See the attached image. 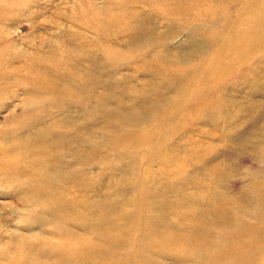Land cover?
<instances>
[{"label":"bare ground","instance_id":"6f19581e","mask_svg":"<svg viewBox=\"0 0 264 264\" xmlns=\"http://www.w3.org/2000/svg\"><path fill=\"white\" fill-rule=\"evenodd\" d=\"M82 1L86 10L75 11L78 17H106L83 27L93 29L94 39L87 42L77 33L62 40L53 52L55 61L49 59V74L28 77L29 87L22 88L31 96L21 107L26 118L17 129L0 132L1 143L11 140L3 150L0 171L15 179L25 176L24 201L37 209L40 223L54 221L60 237L58 241L18 239L21 243L13 247V258L0 257V264H158L155 256L172 253L191 264H202L201 260L223 264L224 259L252 264L264 242V182L253 180L247 185L259 201L254 223L244 212L231 218L225 208L237 199L222 195L208 201L205 193L190 197L180 190L177 196L184 198L182 203L158 209L160 216L155 208L160 205L156 197L163 193H159L162 184L184 172L179 161L169 164L172 149L167 153L163 148L176 135V117L219 115L222 119L207 120L226 142L231 139L228 132L252 119L261 106L256 96L264 98V0H103V8L98 9L90 0L78 4ZM183 34L185 40L172 43ZM187 48L194 53L186 55ZM73 56L76 63L89 65H71ZM37 58L42 72L47 62ZM123 65L132 72L116 79L114 73ZM25 67L30 72L33 63ZM139 76L147 79L144 92L131 84ZM9 79L0 74L1 83ZM124 82H129L128 89L122 88ZM169 92L171 100L157 104L162 105L158 114L150 118L138 113L163 99L167 102L164 95ZM139 93L153 95L151 102L146 97L138 102ZM73 107L101 110L105 125L112 120L115 128L111 140L93 135L91 122L65 129L57 119L53 121L57 113ZM100 127L107 138L110 130ZM259 134L264 141V131ZM144 145L152 146V152L139 158ZM202 146L200 141L197 147ZM120 148L129 151L119 153ZM110 150L118 153V159L128 158L137 174L132 197L125 202L114 182L105 187L99 179H91L95 167L106 171L107 161L98 160ZM192 157L202 160L203 154L192 151L186 156ZM139 159L142 166H135L132 161ZM156 160L162 167L153 172L150 164ZM260 164L264 165V155ZM120 165L116 161L109 169L111 180L126 169ZM207 174L214 182L217 173L209 169ZM208 187L206 193L214 191ZM126 203L134 209L125 208ZM194 205L202 207L194 209ZM169 214L176 217V227L168 223Z\"/></svg>","mask_w":264,"mask_h":264},{"label":"rangeland","instance_id":"374dc122","mask_svg":"<svg viewBox=\"0 0 264 264\" xmlns=\"http://www.w3.org/2000/svg\"><path fill=\"white\" fill-rule=\"evenodd\" d=\"M89 2L96 9L103 8L104 5L103 0H90ZM112 8L116 11V4L112 5ZM81 9L86 10V6L84 2L82 5H79L78 0H0V74H6L11 78L6 83L0 82V132L17 129L20 122L26 118V115L22 114L24 112H21V107L24 100L31 96L24 93L22 88H25V86L29 87V84L26 82L28 77L31 78L34 74L42 77L43 72L49 74L52 68L50 66V60L55 61L53 52L57 45L62 40L75 37L77 33H80L84 40L90 42L94 36L93 29L92 31H88L83 27L88 23L90 24L89 21L93 22L94 20H104L106 18L105 16L101 17V15L96 18L93 15L94 18H91L92 20H87L86 17V19L80 18L74 12ZM88 9H90L89 6ZM185 38L186 36L183 34L176 37L172 43H178L185 40ZM37 47L40 49L38 50ZM193 53L191 48H187V51H185V54L189 56ZM76 54L78 55V53ZM38 56L39 60L47 62L42 72L38 70ZM70 59L73 60L74 56ZM72 62L71 65L77 64L79 67H83V64L85 66L89 65V62L86 63L80 60L78 63L74 60ZM32 63L34 71L31 68V71L28 72L25 66L31 65ZM175 65H179V63ZM125 66L123 65L121 67L122 71L114 73L116 79L126 78L131 74L132 69L130 70V67ZM121 75L123 76L121 77ZM44 78L49 81L52 80V77L45 76ZM146 82L147 79L144 76H139L137 81H133L131 84L139 92H144L142 89L146 87ZM128 87L129 82H124L122 88L128 89ZM116 90L117 95L115 96H118L119 91L115 88L114 91ZM111 91L114 92L113 90ZM164 96L167 98V102L163 99L164 101L156 102L154 107L141 108L138 113L152 118L151 116L160 112V105L157 104H162L163 102L168 103L171 100L172 93L169 92ZM125 97H128L127 94H125ZM138 97V102L142 101L141 99L144 97H146L145 100L148 99L146 102H151L153 95L149 94L147 96L145 94V96H142L139 93ZM256 97L257 100L262 102L261 106L256 109L252 119L246 123L239 124L235 131L228 132L231 139L229 138L226 142L220 139L221 135L219 134L217 126L209 123L207 120L210 117H213V119H222L219 115L210 114V116L205 118L202 116L193 118L184 116L174 119V125L178 124L175 127L174 134L176 135L169 142L164 143L163 148L167 153H170L172 149L173 154L170 153L172 160L169 164L175 166L177 164L176 162L179 161L183 164L184 172L182 174H176V176H170L169 182L162 184L163 186L159 190V193L161 191L163 193L161 192L156 197L157 202L160 204L159 207L156 206L155 208L158 212L157 215L160 216L162 214L158 209H166L168 206L176 207L182 203L184 198L177 196V192L182 190V194L190 197L198 193H205L204 199L208 201H211V199L215 201L219 195H222V198L225 196L230 201L233 198L235 200L237 199L235 204L225 208L230 209V217H235V215L244 212L247 217L243 216L246 217L247 221L254 223V216L260 209L259 201L256 194L248 190L247 185L253 180H255V184L264 182V165L260 164V156L264 155V141L260 138L259 134L262 130L264 131V98L261 99L259 95ZM126 99L125 103L127 102L126 104H128V100ZM96 101L97 99H94V104H96ZM110 102H112L110 105L113 107L114 101L111 100ZM29 114H32V112H29ZM102 115L101 110L96 112L88 107H73L68 111H60L57 113L53 121L57 119L58 122L64 125L65 129L72 128L75 123L77 125L78 123L91 122V133L98 137L102 135V138L104 136V140L107 142L113 137L115 128L111 126L112 120L108 121L105 125ZM84 118L86 119L84 120ZM101 125L107 128H105L106 131L110 130V135L107 138L100 131ZM146 129L144 128L143 130L147 131ZM211 134H214L215 137H212ZM10 141L7 138L3 143L0 142V162L3 161V150L8 145V142L10 144ZM200 141L203 146L197 147ZM192 142L194 145L190 146ZM151 150L152 146L144 145L141 150L142 153L137 157L140 158L142 155H148V153L152 152ZM123 151L125 149H118L119 153ZM128 151L125 152L128 153ZM192 151L194 155L203 154V159L195 160L193 157L192 159L186 158L189 153L192 154ZM118 158L119 156L116 151L110 150L109 153L106 152L105 158L98 160V162L107 161V166H104L106 171L101 172L98 167H95L91 179H99L105 187L109 183L114 182V187H117L122 194L121 202H125V200L132 197V184L137 174L129 167L131 162L128 161V158ZM116 161L121 164L119 167L124 168L126 166V169L122 172L117 171L114 179L111 180L108 176L109 169L114 167ZM140 161L141 159L133 160L132 162L135 166H142L143 163L141 164ZM159 167H162V163L158 160L150 164V169L153 172L158 170ZM209 169H213L217 173L214 182L211 180V176L207 174ZM21 181H25V176L15 179L5 176L0 171V257L4 259H2L3 261H8V258H13V247L21 243L18 239H31V241H36L38 239L48 238L52 241H58L60 237V234H57L55 230L54 221L40 223L39 219H36L39 217L36 213L37 209H32L31 204L24 201V187ZM189 183L192 185H189ZM208 186H212L211 188L214 191L208 190L206 193L205 188H209ZM94 199L99 200L100 198L96 196ZM123 206L128 210L134 209L131 203L123 204ZM194 206L196 207L194 209L202 207V205ZM29 211L34 215L30 214ZM45 216L43 217L46 218ZM46 219L49 220V217ZM167 221L175 227L178 224L173 214L167 216ZM170 227L172 228V226ZM233 232L241 234L242 231L234 229ZM259 252L256 255L257 258L252 261V264H264V242L260 243ZM5 257L8 260H5ZM155 258L158 264L192 263L189 260L177 258L173 253L165 256L158 255ZM53 260L50 258V261ZM201 263L204 264L205 261L201 260ZM231 263L228 259H224L223 264Z\"/></svg>","mask_w":264,"mask_h":264}]
</instances>
